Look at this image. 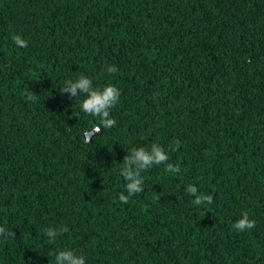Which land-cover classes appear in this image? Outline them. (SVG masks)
Segmentation results:
<instances>
[{
	"label": "trees",
	"instance_id": "trees-1",
	"mask_svg": "<svg viewBox=\"0 0 264 264\" xmlns=\"http://www.w3.org/2000/svg\"><path fill=\"white\" fill-rule=\"evenodd\" d=\"M80 74L120 91L87 141ZM153 143L180 170L124 203ZM0 227V264H264V0H0Z\"/></svg>",
	"mask_w": 264,
	"mask_h": 264
},
{
	"label": "clouds",
	"instance_id": "clouds-1",
	"mask_svg": "<svg viewBox=\"0 0 264 264\" xmlns=\"http://www.w3.org/2000/svg\"><path fill=\"white\" fill-rule=\"evenodd\" d=\"M14 43L18 47H27V43L19 35L12 37ZM117 68L112 65L108 68V72L115 73ZM69 85L71 86L69 89ZM77 89L80 93H87L81 101V110L92 117L99 120V124L96 126L95 131L99 132L101 126L104 129L112 128L116 121L110 116V109L117 104L120 97L119 89L113 84H106L104 86H93V81L84 74H80L79 77L73 81L68 79L64 82L61 91H71L72 95L77 94ZM27 99L35 101L36 97L29 94ZM168 154L165 149L157 143L151 145V151H147L145 147L131 149V154L126 156L123 161V166L120 169V175L127 181L125 188L127 195L120 193L119 199L124 203L128 202L130 196L141 193L143 191V179L140 175V170H146L153 164L162 165L166 164L165 171L170 173H176L180 169L168 162ZM132 165H137L136 169H133ZM187 191L195 197L192 203L196 205L211 204L213 198L211 195L197 194V188L189 184ZM255 227V220L249 219L248 214L244 213L234 224L233 228L237 231L243 232ZM63 231H67V226H64ZM4 228L0 227V234H4ZM49 237L55 236L56 233L52 230L47 231ZM50 242H52L50 240ZM57 264H85V257L80 255H74L71 250H62L55 257Z\"/></svg>",
	"mask_w": 264,
	"mask_h": 264
},
{
	"label": "water",
	"instance_id": "water-1",
	"mask_svg": "<svg viewBox=\"0 0 264 264\" xmlns=\"http://www.w3.org/2000/svg\"><path fill=\"white\" fill-rule=\"evenodd\" d=\"M95 128H96V126H93V127L89 128L88 130H86V131H84L82 133V136H83V138H84L85 141L89 140V137L91 135L95 134V132H96L95 131Z\"/></svg>",
	"mask_w": 264,
	"mask_h": 264
}]
</instances>
